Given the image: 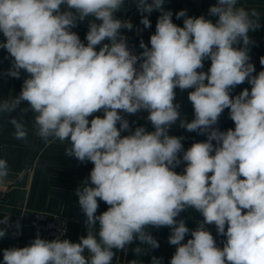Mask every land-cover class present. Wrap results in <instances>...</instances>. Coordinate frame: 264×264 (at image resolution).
Segmentation results:
<instances>
[{
  "label": "clouds",
  "instance_id": "1",
  "mask_svg": "<svg viewBox=\"0 0 264 264\" xmlns=\"http://www.w3.org/2000/svg\"><path fill=\"white\" fill-rule=\"evenodd\" d=\"M164 3L136 0L140 13L161 15L151 47L141 40L143 51L135 55L121 33L132 23L116 17L124 0H0V49L14 58L7 74H29L17 97L0 100V114L27 102L9 120L15 139L27 141L23 116L31 111L34 134L45 146L67 142L66 156L94 165L76 190L87 235L78 243L38 235L28 246L4 249L3 264H113V249L126 250L134 240L146 246L135 247L136 254L159 248L149 227L171 229L168 241L177 247L170 264H264V70L253 75L248 55V33L260 27L261 13L240 0H217L208 10L215 21L181 10L180 27ZM88 17L94 20L85 45L72 29ZM141 24L151 26L146 15ZM206 60L210 67L203 71ZM245 81L251 90L232 97ZM177 88L193 89L190 122L174 103ZM225 109L235 127L220 131L214 126ZM141 111L154 131L141 126L121 136L130 127L121 113ZM98 112L103 117L88 119ZM178 120L207 139L184 150L182 138L169 135ZM179 153L183 174L174 170ZM8 172L0 158V181ZM98 199L108 205L99 215ZM189 208L203 217L195 230L176 219ZM0 223L8 225V215ZM212 224L226 237L222 248L205 227ZM6 232L0 228V238ZM152 264L161 260L153 257Z\"/></svg>",
  "mask_w": 264,
  "mask_h": 264
},
{
  "label": "crops",
  "instance_id": "2",
  "mask_svg": "<svg viewBox=\"0 0 264 264\" xmlns=\"http://www.w3.org/2000/svg\"><path fill=\"white\" fill-rule=\"evenodd\" d=\"M216 2L217 0H165L163 9L171 11L173 23L183 27L184 17L177 19L176 13L184 10L187 17L203 15L206 19L215 21L216 18L210 17L208 10ZM240 4L247 9H255L261 13L260 27L248 33L253 42L248 46L249 62L254 65V73H259L264 70V65L260 62L261 58H264V0H240ZM145 15L150 20L151 26L149 28H145L141 24V19ZM160 15V11L155 10L150 14L140 13L137 9L136 0H124L121 10L116 13L118 19L128 20L132 23L133 28L131 30L122 29L121 33L127 40L135 42L139 54L143 51L140 48L141 40L148 47H151L150 37L155 33L156 23ZM93 20V17H88L86 20L78 22L77 27L72 29L85 45L87 44L86 34L89 30V23ZM96 22L99 23V21ZM4 41L5 37L0 32V42ZM107 42L106 40L105 43ZM100 47L101 45H97L96 50L99 51ZM237 47H243L242 42ZM13 59L5 49H0V100L17 97L21 92L23 81L29 76L24 70H20L19 78L7 74L12 67ZM210 63V60L204 61V68L201 70L207 71ZM245 88L251 90L243 83L232 89L230 95L234 97ZM192 90L175 89L174 103L180 105L179 111L182 118L189 122L194 118V109L188 100V93ZM26 108H29L28 103L22 102L11 115L0 114V158L7 159L9 166L8 176L0 181V220L7 215L9 217L8 225L0 223V228L7 229L6 235L0 238V264H3L4 249L21 248L31 244L32 237L28 222L34 211L45 212L51 217L63 219L65 221V233L61 238L78 243L80 237L86 236L88 231L85 223L86 216L79 206L76 190L82 187L84 181L88 180L94 165L91 162L82 163L74 157L66 156L64 150L67 142H55L50 146H45L44 141L34 134L31 111L23 116L26 127L29 129L27 141L15 139L13 136L14 127L9 120L12 117L19 118L22 114L21 109ZM96 115L103 117V112L94 113L88 119L91 120ZM121 115L128 120L130 125L128 130L121 132V136L130 135L137 127L141 126L146 131H154L151 122L147 120L148 113L146 111L137 115L127 113H121ZM117 127L119 128V123ZM214 127L220 131H227L229 128L234 129L235 125L230 119L229 109L224 110ZM169 135L181 137L184 150H187L195 142H203L207 139L206 135L189 132L180 127L179 120L171 126ZM213 144L215 145V141ZM182 155L183 153L178 154L181 163L174 169L178 174H183L186 167V162L182 161ZM98 205L97 215L108 208V205L99 199ZM176 219H183L190 230H195L198 223L203 221V217L191 208L181 212ZM17 222L20 224L19 229L15 227ZM205 227L215 239L221 237L223 241L226 240L225 236L217 233L214 224L205 225ZM148 231L158 241L159 248L147 247L146 252L136 254L133 251L135 247L146 246L140 245L138 240H134L131 245L126 247V250L113 249L115 253L113 264H131L133 260L138 261L139 264H152L153 257L160 259L161 264H170L177 247L168 241L171 229L169 227H149ZM189 238H191L190 233L185 237L184 242Z\"/></svg>",
  "mask_w": 264,
  "mask_h": 264
},
{
  "label": "built area",
  "instance_id": "3",
  "mask_svg": "<svg viewBox=\"0 0 264 264\" xmlns=\"http://www.w3.org/2000/svg\"><path fill=\"white\" fill-rule=\"evenodd\" d=\"M129 50L132 54L139 55V51L135 42L126 40ZM137 68H139V62L137 63ZM258 73H254L256 75ZM250 89L251 85L245 81L244 82ZM144 111H141L137 114H140ZM129 114V115H137ZM28 228L31 233L32 241L39 235L40 238L51 240L55 238H61L65 233V221L60 218L51 217L45 212L34 211L31 214V218L28 222ZM218 247H223V239L218 237L215 239Z\"/></svg>",
  "mask_w": 264,
  "mask_h": 264
}]
</instances>
